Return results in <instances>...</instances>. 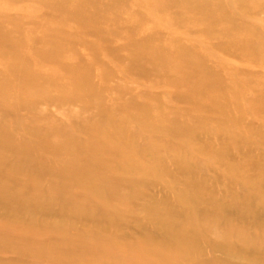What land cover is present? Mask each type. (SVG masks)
<instances>
[{
  "label": "rangeland",
  "instance_id": "374dc122",
  "mask_svg": "<svg viewBox=\"0 0 264 264\" xmlns=\"http://www.w3.org/2000/svg\"><path fill=\"white\" fill-rule=\"evenodd\" d=\"M0 264H264V0H0Z\"/></svg>",
  "mask_w": 264,
  "mask_h": 264
}]
</instances>
